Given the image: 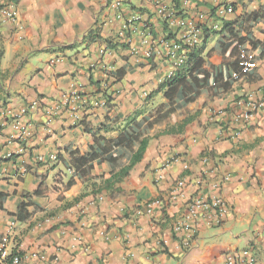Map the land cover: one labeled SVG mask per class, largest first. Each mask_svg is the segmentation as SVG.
Returning a JSON list of instances; mask_svg holds the SVG:
<instances>
[{"label":"crops","instance_id":"obj_1","mask_svg":"<svg viewBox=\"0 0 264 264\" xmlns=\"http://www.w3.org/2000/svg\"><path fill=\"white\" fill-rule=\"evenodd\" d=\"M15 1L17 23L0 16V240L9 238L11 253L19 252L22 264H223L227 252L250 251L264 264V111L231 138L238 128L233 119L248 112L246 103L264 102V20L251 27L238 52V61L255 69L232 80L239 64L227 87L212 84L154 124L141 162L110 190L102 189L111 172L107 162L95 163L89 180L68 170L66 154L90 152L93 139L85 129L110 127L100 132L110 140L133 113L149 121L158 108L170 109L162 94L147 98L175 72L165 45L174 41L168 34L177 40L182 32L175 12L201 30L219 31L223 20L258 11L264 0H179L177 10L172 0ZM225 7L231 13L219 15ZM165 12L174 18L167 20ZM238 35L246 37L243 30ZM221 39L207 44V71L235 59L223 60ZM120 69L119 82L108 77ZM98 89L110 94L109 106ZM73 93L79 97L61 101ZM186 119L181 133L163 134ZM58 155L65 165L52 160ZM118 163L121 168L127 159ZM201 177L197 190L193 184ZM224 177L228 182L220 184ZM180 179L185 199L144 214L146 202L166 198ZM192 196H219L229 212L217 226L201 219L194 233L175 234L172 226ZM22 203L29 217L18 222L13 214ZM181 238L193 243L185 253ZM35 251L51 261L32 259Z\"/></svg>","mask_w":264,"mask_h":264},{"label":"trees","instance_id":"obj_2","mask_svg":"<svg viewBox=\"0 0 264 264\" xmlns=\"http://www.w3.org/2000/svg\"><path fill=\"white\" fill-rule=\"evenodd\" d=\"M172 1L174 3L175 10H177V3L179 0ZM175 14L179 17H183L181 15V11L175 12ZM262 20H264V8L250 14L242 15L233 20H223L219 31L202 29V39L199 45L189 47L187 62L179 69L175 70L172 76L165 79L147 98V100H149L156 94H162L168 102L170 109L164 112L161 107L158 108L156 112V119L149 121L145 118L137 120L140 113H133L131 116L124 119L122 128L119 129L117 137L110 140L100 135L101 131L103 133L110 132V127L102 126L95 132L85 129V132L91 134L93 145L90 147V152L83 156H80L76 151H66L67 156L71 159L68 170L79 178L88 177L90 178L89 180H91L90 173L93 165L95 163L107 162L110 166L111 172L109 178L102 181V189L105 191L110 190L114 184L119 183L121 180L126 178L129 175L130 170L136 164L141 162L149 142V137L147 136L148 132L152 129L154 124L166 119L175 110L193 103L199 97L201 91L212 84L219 85L223 88L227 87L231 72L238 71V65L240 64V60L238 61V52L240 48L247 42V36L250 34L251 27ZM241 30L246 33V37H240L238 35ZM215 36H220L222 38L219 43V47L221 49L223 60L234 57L235 59L231 63L229 62L223 64L218 71H215L214 69L207 71L204 69V52L208 42ZM166 39L175 40L174 37L169 34ZM251 44L254 43L251 42ZM151 56L152 55H150V58ZM2 77L3 76L0 74L1 94L4 92L2 85L4 79ZM108 77H112L115 82H119L123 78V71L120 69L114 73H110ZM93 84L99 87L98 83ZM98 92L102 93V96L105 99V105L109 106V103L111 102L110 94H107L99 89ZM4 106L5 103H3L2 107ZM190 121V119H186L176 128H171L163 134L168 135L181 133L183 128ZM118 151H121L122 154L117 155ZM204 157L207 156L205 155ZM122 158L127 159V164L119 168L118 162ZM56 161L63 163L60 155L56 157ZM63 164L65 165V163ZM72 184L73 181L70 179L66 183V188H69ZM34 195L39 196L40 193L35 191ZM4 200L5 196L0 194V209H2V202ZM27 207L28 204L22 203L18 207L17 212L13 214L18 222H23L29 217Z\"/></svg>","mask_w":264,"mask_h":264},{"label":"built area","instance_id":"obj_3","mask_svg":"<svg viewBox=\"0 0 264 264\" xmlns=\"http://www.w3.org/2000/svg\"><path fill=\"white\" fill-rule=\"evenodd\" d=\"M16 1L15 0H0V16L5 22L12 24L17 23L16 15ZM164 13V11L162 12ZM166 13V12H165ZM219 15H224L226 13H231L230 7H225L219 9ZM175 14L166 13L165 18L167 20H172ZM176 24L182 31L179 38L170 43L165 42L167 55L166 60L170 63L173 70L179 69L188 60L189 47H194L199 45L202 39L201 28L192 20L186 19L185 17H178ZM151 52H147L146 58H150ZM255 69V64L251 61H241L239 72H234L231 74L232 80H238L241 77L248 76ZM169 75L167 78L171 77ZM76 93L72 95H63L60 99L63 103H67L70 98H78ZM248 112L242 114L241 116L234 117L233 122L238 126L237 129L231 132V138H235L238 134L240 127L248 124L253 115L259 111H264V102L256 101L254 103H246ZM37 108L36 103L32 104L28 109ZM27 111L26 107L23 108L21 114H25ZM49 114V111H47ZM53 161H56V156L52 157ZM184 179V178H183ZM178 180L174 186L171 187L168 196L164 199H153L146 202L143 205V212L146 215L151 216L152 212L156 208L165 207L168 202H175L177 199H185L184 190L186 188L185 180ZM205 180L201 177L195 180L193 186L198 190L201 188L202 183ZM228 182V178L224 177L220 184ZM229 209L227 205L219 196L211 197L208 199H202L198 196H192L188 198L185 203V210L182 216L173 224L172 232L175 234H181L183 232H195L196 222L203 219L210 226H217L221 220L228 214ZM136 215H142L138 210ZM45 222L49 223L48 219ZM9 238L4 237L0 240V264H22V256L19 252L11 253L9 248ZM76 242H80V238H75ZM193 246L192 241L188 239H182L179 241V248L182 252H187ZM30 257L38 262H46L48 256L44 252L35 251L32 252ZM54 257V256H53ZM55 260L56 257L53 258ZM223 264H258L255 257L250 251H233L227 252L223 258ZM51 259L48 260V262Z\"/></svg>","mask_w":264,"mask_h":264}]
</instances>
